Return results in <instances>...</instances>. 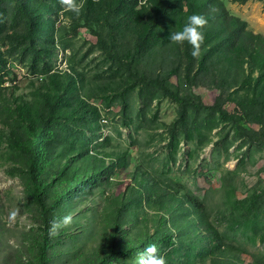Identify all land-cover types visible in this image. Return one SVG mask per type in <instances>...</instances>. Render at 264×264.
Listing matches in <instances>:
<instances>
[{"label": "rangeland", "instance_id": "374dc122", "mask_svg": "<svg viewBox=\"0 0 264 264\" xmlns=\"http://www.w3.org/2000/svg\"><path fill=\"white\" fill-rule=\"evenodd\" d=\"M85 1H70L80 8L79 15L69 6L58 12L52 50L34 63L20 39L24 23L15 0H0V264H41L43 245L45 264H142V253L150 244L156 245L167 264H211L204 252L191 254L190 243L179 244L186 237L178 240L166 213L186 194L202 203L204 225L217 233L224 255L218 261L264 264V125L244 120L247 133H238L234 121H223L213 107L220 96L224 109L233 113L236 107L228 94L212 86L213 75L185 84L182 68L170 82L180 83L183 92L202 107L190 108L185 124L180 123L178 104L158 87L138 84L98 44L101 35L129 60L135 51L133 22L111 36L104 22L83 16ZM222 1L230 14L247 22L249 30L264 35V0ZM90 24L95 33L88 29ZM182 57L178 45L151 46L136 57L134 67L140 78L165 79L173 68L184 65ZM52 75L78 81L77 98L97 109L102 126L91 135L85 127L90 126L88 118L76 119L67 127L55 125L53 152L41 146L40 185L58 186L75 172L83 175L76 165L87 164L86 159L97 164L96 176H90L87 186L71 187L69 193L55 186L42 189L51 218L46 227L44 207L32 195L34 186L27 172L32 140L17 108L32 118L45 113L42 92ZM72 156L79 159L62 177ZM148 182H157L167 192L172 204L167 210L155 211L147 199L140 198L139 190L150 188ZM125 195L126 200L132 195L134 204L124 207ZM123 208L117 218L116 212ZM64 217H70V222L63 223ZM149 238L146 247H140Z\"/></svg>", "mask_w": 264, "mask_h": 264}, {"label": "trees", "instance_id": "16d2710c", "mask_svg": "<svg viewBox=\"0 0 264 264\" xmlns=\"http://www.w3.org/2000/svg\"><path fill=\"white\" fill-rule=\"evenodd\" d=\"M70 1L15 0L17 12L24 23V33L20 39L25 44V51L31 54L34 63L40 60L41 54L44 55L43 57L48 56V52L52 50L49 48H52L54 44L53 34L58 12L67 7ZM233 1L246 4L250 0ZM140 3L143 5L139 7ZM82 12L86 19L96 17L99 22H104L109 26L111 36L120 29L130 28L129 25L133 22L136 36L135 51L129 60L121 57L114 50L113 45L109 47L101 35L98 36V44L109 60L125 67L127 73L132 75L138 84L158 87L164 97L178 104L180 123L185 124L190 108L200 109L202 107V103L195 102L190 94L183 92L180 83L170 82L172 78L179 76L182 68V79L185 84L193 85L199 76H207V73L213 75L212 86L228 94L236 105L234 112L231 113L224 109V102L220 96L213 107L223 121H234L238 133H247L242 127L244 120L250 123L260 122V125H264V35L249 30L247 22L230 14L222 0H99L96 3L94 0H86ZM193 13H201L207 18V24L203 29L204 38L196 56L191 54L192 45L188 42L177 44L168 38L169 32L179 30L186 18ZM86 24L88 26L87 21ZM92 26L90 24L88 29L95 33ZM170 45H178L182 49L184 65L173 68L165 79H161L160 76L151 80L140 78L134 67L136 57L139 59L151 46L164 49ZM0 65H3L1 57ZM48 70L45 75L50 72ZM48 78L47 86L42 92L45 113L32 118L22 107L17 108L19 118L25 124L32 140L27 172L34 186L32 195L44 207L43 219L46 227L50 225L51 218L45 208L42 189H49L55 184L40 185L38 183V173L43 168L40 166L41 146L45 145L50 153L53 152L54 140L51 133L55 125L67 127L76 119L83 121L88 118L90 126L85 127L88 129L87 134L91 133V135L99 129V125L102 126L101 116L99 117L97 109L77 98L78 81L76 79L68 75H52ZM74 99L77 101L75 102ZM59 107H66L65 112H60ZM251 133L253 136L257 135L254 131ZM43 137L47 140L43 141ZM78 159L77 156L68 158L62 177L68 168H71L70 163ZM94 159L97 160L95 157ZM85 162L87 164L76 165V170L81 169L83 175L79 176L75 172L72 181L58 182L59 185L55 187L62 190V193H69L71 187L89 185L90 176H96L94 170L97 164L90 162L89 159ZM79 177L83 178L76 182ZM149 184L150 188L143 186L142 190H139L140 198L147 199L155 211H160L159 207L162 211L167 210L172 205L170 200H167V192L158 186L157 182ZM126 196L122 199L123 205L129 207L134 204L131 201L133 196L130 195L129 200H126ZM203 210V205L197 198L186 194L166 213L173 221L172 225L178 240L181 235L186 237V240L179 241V244L182 246L190 243L189 246L193 248L191 254L197 256L202 251L210 258L211 264H230L218 261L217 257L223 258L224 256L221 252V244L218 242L217 233L204 225ZM123 212L124 208L118 210L117 218H120ZM175 213L183 215L182 218ZM181 228L185 229V232L180 231ZM45 233L47 234V230ZM151 240V238L145 240L140 247L145 248L146 243ZM115 249L116 235H113L112 250L115 251ZM45 251V245H43L39 251L41 264L46 262Z\"/></svg>", "mask_w": 264, "mask_h": 264}, {"label": "clouds", "instance_id": "9594fccd", "mask_svg": "<svg viewBox=\"0 0 264 264\" xmlns=\"http://www.w3.org/2000/svg\"><path fill=\"white\" fill-rule=\"evenodd\" d=\"M74 14L79 15L80 8L72 3L68 5ZM207 24V18L201 13H193L189 15L179 30L169 32V40L175 43L188 42L192 45L191 54L198 55L200 43L203 41V29ZM71 220L70 217H64L62 222L67 224ZM142 264H167L166 259L162 255L157 254L155 244H150L142 253Z\"/></svg>", "mask_w": 264, "mask_h": 264}, {"label": "built area", "instance_id": "2783aa9c", "mask_svg": "<svg viewBox=\"0 0 264 264\" xmlns=\"http://www.w3.org/2000/svg\"><path fill=\"white\" fill-rule=\"evenodd\" d=\"M102 122L103 124H107V120L105 118H103Z\"/></svg>", "mask_w": 264, "mask_h": 264}]
</instances>
